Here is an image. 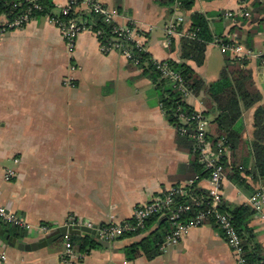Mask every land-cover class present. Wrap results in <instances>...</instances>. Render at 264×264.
Listing matches in <instances>:
<instances>
[{"label":"crops","instance_id":"0c3cea01","mask_svg":"<svg viewBox=\"0 0 264 264\" xmlns=\"http://www.w3.org/2000/svg\"><path fill=\"white\" fill-rule=\"evenodd\" d=\"M244 0H196L192 11L183 14L184 30L194 13L212 14L211 28L235 41L254 73L264 96L259 65L264 56V22H242ZM69 0H52V15L59 19ZM108 9H116V22L136 23L147 32V52L155 61L180 62L181 37L166 45L165 25L181 13L171 16L167 8L153 0H102ZM82 5L81 12H85ZM233 13L234 18H227ZM264 14L261 16L263 19ZM6 18H0V24ZM234 28H236L234 30ZM233 30V31H232ZM252 36V47L247 46ZM215 42L207 47L203 66L189 62L206 85L218 76L208 70ZM250 53V54H249ZM232 59V58H230ZM77 67L71 72L70 67ZM72 79L71 85L66 81ZM152 82L140 69L131 67L118 53L103 54L90 31L78 39L69 55L61 29L49 17L32 19L23 29L0 31V206L6 207L35 228L48 225L57 230L69 219L82 225L103 226L114 219H131L134 209L151 203L171 188L189 185L196 176L191 165L190 145L179 147L177 132L169 125L158 103L151 96ZM204 94H193L187 105L206 112ZM261 102L244 115L246 132L240 152L241 178L226 177L223 204L233 209L249 205V199L264 189L258 177L252 152L254 115ZM212 117V118H211ZM208 116L207 121L214 119ZM229 152L226 156L230 158ZM16 177L5 181L7 171ZM199 188L207 191L203 178ZM259 244L264 247V221L255 215L250 220ZM96 239V237H93ZM38 230L27 233L24 243L42 240ZM141 237H127L108 247L93 250L77 264H240L227 245L222 232L212 223L191 229L176 247L160 252L152 259L141 256L129 261L125 248ZM65 241L32 253L7 246L0 238V264H64Z\"/></svg>","mask_w":264,"mask_h":264},{"label":"trees","instance_id":"16d2710c","mask_svg":"<svg viewBox=\"0 0 264 264\" xmlns=\"http://www.w3.org/2000/svg\"><path fill=\"white\" fill-rule=\"evenodd\" d=\"M249 1L244 0V2ZM153 2L159 7L167 8L171 16H173L176 13L186 14L192 11L196 0H153ZM35 5L40 6L41 10H36ZM54 9L55 6L52 0H0V18L4 16L8 21H14L22 17L29 10H31V20L41 17L56 19L52 15ZM249 11L251 13L250 18H243L241 19L243 20L242 22H264V17L261 20V16L264 14V4L260 0H254ZM213 16L212 14L202 13L192 14L189 18L190 28L188 32L194 33L195 38H182L180 44V62L171 60L167 62L181 75L193 94H204L203 104L206 112H203V116L206 119L208 116L214 117L209 124L206 139L213 147L220 141H224L231 153L230 158L224 157L222 159L225 175L230 180L236 181L244 173L242 171L243 164L240 161V152L244 147V135L246 132L244 115L263 102L264 96L255 82L253 71L248 68L249 61L245 59L233 60L227 56L218 80L210 85H206L203 79L188 64L189 62H194L198 67L203 66L206 59L207 47L210 44L221 39L225 43L231 41L212 30L210 20ZM70 18L71 16L63 15L59 17L61 21H68ZM83 19H85L88 25H92L94 31H102L105 41L111 37L112 26L105 23L102 16L86 13L83 14ZM183 28L184 25H181L178 31H182ZM173 46L171 47L172 49ZM247 46L252 47L251 35L247 38ZM135 59L140 61V67L135 66V69H140L143 76L152 82L153 90L151 96L158 99L167 122L177 132L182 126L178 115L180 113L189 115L194 109L187 105L182 94L174 89L168 80L162 79L155 60L148 52H138V49H135ZM129 64L131 67H134L133 63L129 62ZM263 64L264 56L259 61L260 66H263ZM253 127L254 133L251 148L255 159V169L258 177L264 179V104L255 112ZM177 142L179 147L182 143H187L191 147L190 153L192 158L190 168L196 178L188 187L189 193L206 200L207 191L200 189L198 184L203 178L208 179L210 172L206 171L200 163V154L194 150L193 140L181 136L177 132ZM184 202L190 203V199L177 198L173 204L177 206V204ZM222 210L231 216L235 228L241 237L244 264H264V247L259 244L254 229L250 227V220L255 215L253 208L250 205H243L231 209L223 204ZM196 211L193 208L192 212L184 215L182 219L193 217ZM0 225L9 236L17 241H23L26 238V231L1 222ZM173 229L174 227L167 217L155 216L151 218L147 221L144 231H138L134 235L127 236L141 237L139 242L125 248L127 259L134 261L141 256H145L147 259L156 257L160 254V247L165 242L166 237L172 233ZM69 238L74 251L82 256L89 255L93 250L103 248V245L93 237L69 236ZM65 240L66 238H63L55 244L62 243Z\"/></svg>","mask_w":264,"mask_h":264},{"label":"built area","instance_id":"2783aa9c","mask_svg":"<svg viewBox=\"0 0 264 264\" xmlns=\"http://www.w3.org/2000/svg\"><path fill=\"white\" fill-rule=\"evenodd\" d=\"M260 2L264 4V0H260ZM82 5L87 6L85 12H81ZM35 9L41 10V7L35 5ZM86 13L102 16L104 22L112 26V35L109 39L105 41L102 31H94L92 25H88L85 19H83V14ZM183 14L181 13L176 19L171 20L165 25V40L168 47L173 44V39L177 36L181 38H195L194 33L186 32L184 29L178 31L181 25L185 26L186 24ZM62 15L71 16V18L68 21L49 19L61 29L69 55L75 52L81 34L90 31L99 42L100 51L103 54L118 53L126 58L128 62L133 63L134 67H140V61L135 59V49H138V52H147L146 34L152 31L151 29L145 31L136 23H131L126 26L119 25L116 22V18L119 16L118 10L106 8L102 0H69L63 8ZM241 15L244 18H250L251 13L248 6L244 5ZM226 17L231 19L235 15L233 13H227ZM30 21L31 10L14 21H8L6 19L5 23L0 24V31L6 33L12 30L23 29ZM217 43L220 45L221 52L229 55L233 60L243 58V50L235 41L231 40L229 43H225L221 39ZM155 62L162 79L168 80L173 88L182 94L185 100L192 95V92L185 84L181 75L174 70L169 62ZM70 71L76 72L77 67L72 65ZM71 82L72 79H68L66 84L71 85ZM178 119L182 126L177 132L179 135L188 137L194 141V150L200 154V163L206 171L210 172V177L208 178L210 187L207 190L206 200L189 193L188 187L191 184L176 186L171 188L167 193L156 197L151 203L135 208L131 219L123 222H115L112 219L113 221L97 229V235L100 240L113 243L127 236L134 235L138 231H144L147 221L155 216L167 217L171 221L174 229L160 247V252L165 253L169 248L176 247L191 229L213 223L224 235L227 245L233 251L239 263L244 264L241 237L235 228L231 216L222 210L224 199L223 187L226 181L222 159L230 152L229 148L225 145L224 141H220L213 147L206 139L209 131V123L203 116V112L194 110L189 115L180 113ZM15 177L16 172L9 170L5 175V181L10 182ZM177 198L190 199V203L184 202L175 206L173 203ZM249 205L260 216L261 220L264 221V189L258 190L249 199ZM193 208L197 210L194 216L188 219H182L184 215L191 213ZM0 222L26 231L27 233L38 230L43 238L55 231V229H52L48 225H41L35 228L16 213L3 206H0ZM65 226H82L90 229L95 227L92 224H79L72 218L69 219ZM84 256L74 251L72 242L69 236H67L62 254L63 263L77 264L83 260ZM6 260V254L0 253V261Z\"/></svg>","mask_w":264,"mask_h":264},{"label":"water","instance_id":"95a60500","mask_svg":"<svg viewBox=\"0 0 264 264\" xmlns=\"http://www.w3.org/2000/svg\"><path fill=\"white\" fill-rule=\"evenodd\" d=\"M260 83L261 88L264 92V73L260 76ZM101 226H96L93 229L82 227V226H63L58 228L57 230L53 231L46 237H44L42 240L35 242V243H24L23 241H17L13 237L9 236V234L6 232L5 229L2 228L0 225V238L3 239L7 246L12 249H17L18 251L22 253H32L36 252L42 249H45L52 244H55L59 240L66 238L67 236H75V237H96V239L102 244L104 247H108L109 243L104 242L99 239L97 235V229Z\"/></svg>","mask_w":264,"mask_h":264},{"label":"rangeland","instance_id":"374dc122","mask_svg":"<svg viewBox=\"0 0 264 264\" xmlns=\"http://www.w3.org/2000/svg\"><path fill=\"white\" fill-rule=\"evenodd\" d=\"M212 53H213V56L211 58V63H210V67L208 70V75L209 76H218L220 70L222 69V67L224 65V57L222 56L220 49L217 47L213 48Z\"/></svg>","mask_w":264,"mask_h":264}]
</instances>
